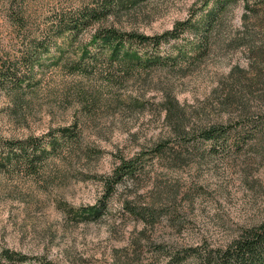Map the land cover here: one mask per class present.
<instances>
[{"label":"rangeland","instance_id":"374dc122","mask_svg":"<svg viewBox=\"0 0 264 264\" xmlns=\"http://www.w3.org/2000/svg\"><path fill=\"white\" fill-rule=\"evenodd\" d=\"M96 1L0 0V264H169L264 220V0H115L55 34ZM98 29L160 43L119 62Z\"/></svg>","mask_w":264,"mask_h":264},{"label":"trees","instance_id":"16d2710c","mask_svg":"<svg viewBox=\"0 0 264 264\" xmlns=\"http://www.w3.org/2000/svg\"><path fill=\"white\" fill-rule=\"evenodd\" d=\"M115 0H97L92 6L84 7L79 13L74 16H62L54 20V32L56 35L64 34L69 32L71 36H76L81 29L88 28L89 26L101 22L103 17L106 15L110 6ZM222 6V4L220 5ZM16 20H19V16H12ZM208 22L207 26L210 25ZM183 30L174 29L162 37H169L172 39L178 38V34ZM95 43L101 42L103 49H110L114 60L120 62V56L132 55L135 57L137 62L141 61V57L137 53L129 52L126 49L127 43H138V44H151L153 47L159 46V39L157 38H144L138 36L124 37L119 33H116L111 29H98L92 37ZM92 39V40H93ZM126 50V51H125ZM121 54V55H120ZM110 58V57H109ZM117 58V59H116ZM146 60V59H145ZM148 59L144 62H150ZM113 62V61H110ZM126 64V63H122ZM165 110L168 112L166 117H170V103H168ZM176 105V103H175ZM224 130V128H222ZM214 129L207 131V137L214 136ZM22 148L20 152H22ZM122 166L118 169L115 174L116 178H113L112 183L107 185V195L112 191L113 184L119 182L124 176L135 178L137 176V164L133 161L122 162ZM127 211L130 215L137 219L144 221H152L155 218L156 213L145 208L137 206L127 205ZM93 214H100V208L96 207L93 209ZM167 256V263L169 264H264V220L255 226H251L246 229H242L237 237H235L227 246L223 248H210V247H196V248H171L170 251L165 252ZM5 258H10L6 256ZM41 264H47L41 262ZM130 264V263H123Z\"/></svg>","mask_w":264,"mask_h":264}]
</instances>
